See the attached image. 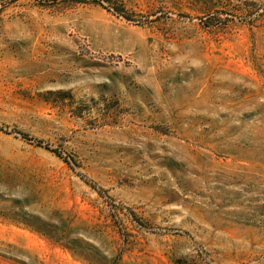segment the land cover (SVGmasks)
Listing matches in <instances>:
<instances>
[{"label": "rangeland", "instance_id": "374dc122", "mask_svg": "<svg viewBox=\"0 0 264 264\" xmlns=\"http://www.w3.org/2000/svg\"><path fill=\"white\" fill-rule=\"evenodd\" d=\"M0 264H264V0H0Z\"/></svg>", "mask_w": 264, "mask_h": 264}, {"label": "trees", "instance_id": "16d2710c", "mask_svg": "<svg viewBox=\"0 0 264 264\" xmlns=\"http://www.w3.org/2000/svg\"><path fill=\"white\" fill-rule=\"evenodd\" d=\"M26 137H28V135H25ZM40 143H42V141H39Z\"/></svg>", "mask_w": 264, "mask_h": 264}]
</instances>
